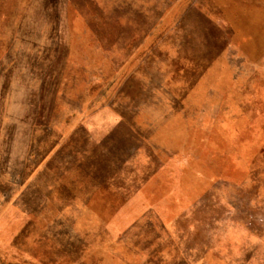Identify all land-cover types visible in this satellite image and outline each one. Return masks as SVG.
Here are the masks:
<instances>
[{"label":"rangeland","instance_id":"obj_1","mask_svg":"<svg viewBox=\"0 0 264 264\" xmlns=\"http://www.w3.org/2000/svg\"><path fill=\"white\" fill-rule=\"evenodd\" d=\"M0 264H264V0H0Z\"/></svg>","mask_w":264,"mask_h":264}]
</instances>
